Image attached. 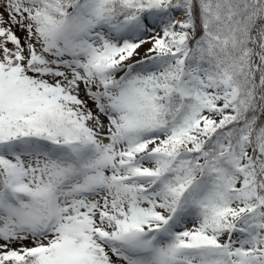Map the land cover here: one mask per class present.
Listing matches in <instances>:
<instances>
[{
	"label": "snow or ice",
	"instance_id": "snow-or-ice-1",
	"mask_svg": "<svg viewBox=\"0 0 264 264\" xmlns=\"http://www.w3.org/2000/svg\"><path fill=\"white\" fill-rule=\"evenodd\" d=\"M0 264H264V0H0Z\"/></svg>",
	"mask_w": 264,
	"mask_h": 264
}]
</instances>
